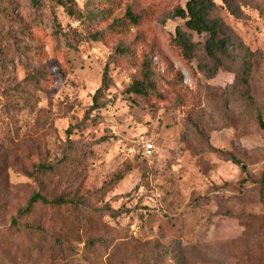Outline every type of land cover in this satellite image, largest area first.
I'll use <instances>...</instances> for the list:
<instances>
[{"label":"rangeland","instance_id":"obj_1","mask_svg":"<svg viewBox=\"0 0 264 264\" xmlns=\"http://www.w3.org/2000/svg\"><path fill=\"white\" fill-rule=\"evenodd\" d=\"M187 1L0 0V264H264V0H213L216 58ZM144 63L148 96L127 90ZM35 193L63 203L11 230Z\"/></svg>","mask_w":264,"mask_h":264},{"label":"trees","instance_id":"obj_2","mask_svg":"<svg viewBox=\"0 0 264 264\" xmlns=\"http://www.w3.org/2000/svg\"><path fill=\"white\" fill-rule=\"evenodd\" d=\"M33 5H36L40 2V0H30ZM58 4L62 5L68 13L75 14L74 4L72 0H54ZM224 3L228 6L230 12L234 15H239L237 9L234 8L232 2L230 0H223ZM216 7V3L213 0H188L185 4V7H179L175 10V16L185 20V26L189 31H193L198 35L206 34L207 40L204 45V51L207 56L216 58L218 53H222L225 49L226 41L221 37L222 28L225 27L224 24L220 20H215L211 18V12ZM127 16L133 21L137 22L136 15L132 12L131 9L127 10ZM175 45L181 50V53L185 59H192L194 53L196 51L197 44L194 43L190 36L182 31L180 28H177L176 37H175ZM253 63L249 56H246L243 61L242 73L239 78L240 84L249 88L250 77L252 73ZM155 88V82L151 78V72L149 65L147 63L143 64L141 78L139 80L134 81L127 90L131 93H135L137 95L148 96L151 91ZM107 89L106 78L102 86L97 90L94 96V103L99 105L98 97L102 93L103 90ZM247 98L250 102L254 103V98L249 94V90H247ZM257 121L259 126L264 129V120L262 113L257 111ZM231 160L234 164L238 165L243 171L246 170L245 165L236 158L235 156H231ZM43 169L45 166H42ZM262 179L264 180V173L262 174ZM262 197L264 196V185L261 188ZM36 203H42L45 205H60L63 203L61 198L48 200L46 197L40 195L39 193H35L29 199L28 204L22 208L18 212V216L12 218V229L15 231H21L20 229V216L31 215L33 211V207ZM29 233L38 234L42 232L41 228L38 226H28L26 228ZM95 245L92 243L91 247Z\"/></svg>","mask_w":264,"mask_h":264},{"label":"built area","instance_id":"obj_3","mask_svg":"<svg viewBox=\"0 0 264 264\" xmlns=\"http://www.w3.org/2000/svg\"><path fill=\"white\" fill-rule=\"evenodd\" d=\"M154 152V146L151 143H145L143 150L141 151V155L143 157L149 158Z\"/></svg>","mask_w":264,"mask_h":264}]
</instances>
